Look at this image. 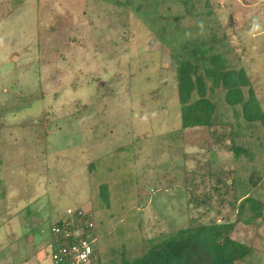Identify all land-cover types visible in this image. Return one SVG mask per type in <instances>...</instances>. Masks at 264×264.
I'll list each match as a JSON object with an SVG mask.
<instances>
[{
    "label": "rangeland",
    "instance_id": "obj_1",
    "mask_svg": "<svg viewBox=\"0 0 264 264\" xmlns=\"http://www.w3.org/2000/svg\"><path fill=\"white\" fill-rule=\"evenodd\" d=\"M206 1L264 111V0ZM153 6L0 0V264H52L50 226L67 208L91 203L98 251L90 264L106 259L118 230L139 219L130 212L118 227L123 204L139 203L146 237L236 220L231 188L225 196L211 188L212 169L233 167L229 141L207 127L180 129L172 46L139 15ZM125 166L129 176L119 179ZM102 177L110 183L100 190ZM134 183L136 201L123 196ZM257 187L264 199V179ZM120 194L124 201L107 207ZM262 209L230 233L257 251L245 264H264Z\"/></svg>",
    "mask_w": 264,
    "mask_h": 264
},
{
    "label": "trees",
    "instance_id": "obj_2",
    "mask_svg": "<svg viewBox=\"0 0 264 264\" xmlns=\"http://www.w3.org/2000/svg\"><path fill=\"white\" fill-rule=\"evenodd\" d=\"M153 2L152 10L140 11L139 15L148 22L150 29L157 31L164 43L172 46L180 129L207 127L214 136L219 134L218 139L227 136L233 167L228 171L221 164L212 169L210 173L214 182L211 188L221 196L231 188L229 204L236 206L237 218L234 221L193 223L169 233L146 237L141 229L139 203L131 208L123 204L116 209L120 212L114 220L118 227L127 221L123 217L130 212L139 213V219L129 221L118 230L117 242L111 245L106 259L100 257L98 264H245L257 251L233 239L230 233L236 221L250 223L262 214L264 199L257 194V183L264 179V111L208 1ZM179 20L188 23L174 25ZM128 176L125 166L119 179ZM109 181L102 177L97 187L102 190ZM136 186L134 183V192L126 191L122 195L136 201ZM122 195L105 204L109 207L119 203ZM102 196L107 198L106 192ZM94 209L91 203L89 215L92 217ZM135 223L137 225L132 227ZM96 251L98 249L94 247L93 253Z\"/></svg>",
    "mask_w": 264,
    "mask_h": 264
},
{
    "label": "built area",
    "instance_id": "obj_3",
    "mask_svg": "<svg viewBox=\"0 0 264 264\" xmlns=\"http://www.w3.org/2000/svg\"><path fill=\"white\" fill-rule=\"evenodd\" d=\"M89 208H67L50 226L47 248L52 264H90L94 222Z\"/></svg>",
    "mask_w": 264,
    "mask_h": 264
},
{
    "label": "crops",
    "instance_id": "obj_4",
    "mask_svg": "<svg viewBox=\"0 0 264 264\" xmlns=\"http://www.w3.org/2000/svg\"><path fill=\"white\" fill-rule=\"evenodd\" d=\"M46 243H47V241H46Z\"/></svg>",
    "mask_w": 264,
    "mask_h": 264
}]
</instances>
